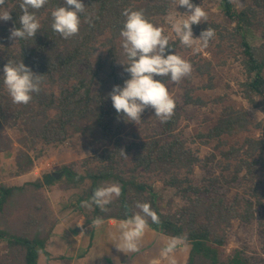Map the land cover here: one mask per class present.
<instances>
[{
    "label": "trees",
    "instance_id": "1",
    "mask_svg": "<svg viewBox=\"0 0 264 264\" xmlns=\"http://www.w3.org/2000/svg\"><path fill=\"white\" fill-rule=\"evenodd\" d=\"M191 1L196 4V0ZM218 1L223 15L234 24V32L241 39L242 65L247 76L243 83L246 99L253 106L264 104V43L254 46L247 38V31L254 25L256 12L264 11V0H252L254 7L249 6L240 11L234 0ZM20 2L21 0H5L2 6L10 7V20L13 28L17 29L20 27L19 16L22 14ZM81 2L86 11L80 16L78 35L66 40L52 30L51 11L57 6L64 7L65 4L64 0H48L41 9L30 10L40 23L36 35L29 39H19L17 51L8 49L0 56V142L6 123L21 126L23 137L26 140L32 139L33 143L38 139L48 145L63 143L78 132L95 135L96 144L105 147L100 154L96 153L100 161L97 170L88 171L82 176L68 169L66 175L72 177L69 178V184H77L74 178H78L80 182L88 180L91 185L89 191L93 194L102 184L117 182L121 185L122 194L107 206V212L93 205L92 219L87 220L88 225L96 217H101L104 221L125 219L137 211L136 202H147L159 217V223H153L149 219L148 231L161 233L165 235V239L176 236L186 238L184 245L177 248L179 252H185V264H251L242 250H236L226 261H222L219 247L226 242V230L231 221L239 220L249 224L255 218L254 208L260 201L255 200V203L251 197L241 195H236L231 203L221 195L207 198L206 188L192 182L189 174L193 172L192 165L198 159L191 154L186 141L173 134L180 118L176 104L174 114L162 123L160 135L163 136L133 141L122 150L120 136L128 120L123 113L116 112L109 96L114 86L123 87L124 81L130 79V75L124 70L127 59L123 66L120 65L118 39L125 20L122 12L125 9L143 10L146 18L155 24V18L165 14L169 4L150 3L146 0ZM86 16L91 17V26L84 22ZM178 45L179 42H169L170 54L175 53ZM9 60L15 63L22 60L34 74L44 76L41 91L39 94L33 93V99L27 105L12 103L3 84V68ZM163 82L167 86L171 83L168 78H163ZM184 98V103L189 105L203 103L189 92ZM250 125L248 112L226 108L217 124L207 134H200L198 137L214 139L233 136L248 131ZM259 126L264 130V123ZM108 142H114L113 149L106 147ZM245 144L247 149L244 153L247 158H241L238 167L245 170L246 174H251L254 167L264 164V140L247 138ZM126 151L133 152L134 170L162 172L169 176L165 182L179 192L182 203L166 209L158 203V195L154 194L149 185L136 181L133 176L120 173L118 158L122 155L121 152ZM240 152L233 149L229 156L233 158L238 154L236 156L240 157ZM21 156L24 160L19 163L18 171L25 174L34 167L35 158L25 151H21ZM55 180L53 173H46L29 185L39 190L54 185ZM26 191V187L0 185V214L5 212L6 206L18 194ZM253 192L259 194L260 199L264 198L258 187ZM91 194L88 198H91ZM88 198L82 197L83 200H89ZM262 229L264 232V223ZM151 232L144 235L139 252H135L140 260L146 250H154L161 244V240L152 237ZM118 236L119 232L116 237ZM0 239L8 243L9 257L12 254L14 257L5 261L7 264H39L41 254L49 257L47 240L38 234L33 237L17 236L0 228ZM114 243L118 244L119 240L115 239ZM1 256L0 254V264H4Z\"/></svg>",
    "mask_w": 264,
    "mask_h": 264
},
{
    "label": "rangeland",
    "instance_id": "2",
    "mask_svg": "<svg viewBox=\"0 0 264 264\" xmlns=\"http://www.w3.org/2000/svg\"><path fill=\"white\" fill-rule=\"evenodd\" d=\"M146 1L169 4L167 12L155 18L154 25L164 29V35L169 37V42H179L175 54L192 64L193 70L190 76L183 78L179 84L169 83L167 86L180 113L173 134L186 141L191 154L198 159L192 165L193 172L189 174V178L195 185L206 188L207 198L221 195L231 203L236 195H241L251 197L255 203L260 201V204H256L254 208L255 218L249 224L239 220L231 221L226 230V242L219 247L220 258L226 261L236 250H242L251 264H264L262 229L264 198L260 199L259 194L253 192L258 187L264 195V164L254 167L251 174H246L245 170H240L238 167L241 158H247L244 153L247 149L246 139L264 140V130L259 126L264 123V104L253 106L246 99L243 83L247 76L242 65L240 36L234 32V24L223 15L218 0H196L195 5L201 6L207 13V20L192 26L194 38H199L200 33L208 27L215 30V36L207 48L195 52L192 48L181 45L179 39L171 32L167 17L174 13L175 5L172 0ZM234 2L238 11L249 6L254 7L252 0H234ZM4 8L10 10V7ZM175 11L183 15L188 10L177 7ZM256 14L253 27L247 31V38L251 45L259 46L264 43V11L258 10ZM11 29H13L11 20H0V56L8 49L18 50L17 40L9 39ZM118 47L121 55L120 65L123 66L126 57L121 48V38L118 39ZM188 92L192 97L200 98L203 103L199 105L184 103V96ZM256 101L259 99L256 98ZM226 108L249 113L251 125L248 131L214 139L199 138L198 135L207 134L217 124ZM20 127H16L13 123L4 125L3 138L0 142V185L26 187L27 191L18 194L16 199L6 206L5 212L0 214V228L17 236L33 237L38 234L45 238L49 257L41 254L39 264H100L105 247L98 244L92 252L94 227L87 224V220L92 219V207L81 206L82 202L86 201L82 197L88 198L91 194L90 181L80 182L78 178H74L77 184L72 186L69 184V178L72 177L66 175V170L71 169L82 176L88 171H96V167L100 164L96 153L100 154L105 147L96 144L95 135L90 136L80 132L63 143L48 145L39 139L33 143L32 139L26 140L23 137ZM161 132L162 123L155 118L154 109L147 108L141 115V122L125 123L120 136L122 150L124 151L133 141L161 137L163 136L160 135ZM114 145V142H108L106 147L113 149ZM233 149L240 150L241 156L237 157L238 154H235V157L231 158L229 154ZM21 151L35 158L34 167L25 174L18 171L19 163L24 160ZM132 155V151H126L124 155L119 156L118 171L149 185L154 194L158 195V203L164 208L179 206L182 203L179 192L165 182L168 181L169 176L162 172L134 170ZM46 173L54 174L56 177L54 185L39 190L29 185ZM116 199L114 198L113 201ZM109 220L112 224L119 221ZM105 229L102 227L101 231ZM147 232L151 231L147 230L145 234H149ZM151 233L152 237L161 240L158 248L146 250L141 260L136 257V253H126V263L185 264L187 259L185 252H179L177 249L184 244L178 246L168 256H163L161 251L167 239L161 233ZM117 234L118 229L115 235ZM77 242L80 246L76 245ZM114 247L117 249L116 246ZM0 254L4 264H7L5 261L14 259L13 254L9 257L10 249L4 239H0ZM104 258V264H115L114 261L118 260L111 259L114 258L111 253Z\"/></svg>",
    "mask_w": 264,
    "mask_h": 264
},
{
    "label": "clouds",
    "instance_id": "3",
    "mask_svg": "<svg viewBox=\"0 0 264 264\" xmlns=\"http://www.w3.org/2000/svg\"><path fill=\"white\" fill-rule=\"evenodd\" d=\"M177 7H184L188 11L183 15L175 11L169 14L167 20L171 32L179 39L181 45L199 52L207 48L215 36V30L208 27L194 38L192 26L207 20V13L201 6L191 3V0H172ZM48 0H21L19 7L20 27L10 30L9 39L33 38L40 29V23L33 11L39 10ZM5 0H0V20L8 21L11 15L2 6ZM64 7H55L51 11V28L63 39H70L79 34L81 14L86 7L81 0H64ZM73 9V10H70ZM125 20L120 31L121 48L127 59L125 72L130 79L124 81L123 87L114 86L109 93L112 105L118 114L123 113L126 120L138 124L141 115L147 108L154 109L155 118L161 123L166 122L174 114L175 100L170 95L163 78H168L172 84H179L183 78L192 73V64L177 54H170L169 37L164 35V29L150 22L143 10L125 9L122 12ZM85 23L91 26V17H85ZM3 84L12 103L27 105L33 99V93L39 94L43 77L36 75L26 67L21 60L15 63L11 60L3 68ZM155 77H161V80ZM123 155L124 153L121 152ZM122 194L121 185L112 182L106 186L97 187L90 200L82 202V207L91 208L95 205L103 212H107L108 205L114 198ZM135 211L131 216L117 222L118 238L109 233L110 239H118L116 247L124 253H135L140 250V243L149 229V219L159 223L157 213L147 202H136ZM105 223L101 217L92 220L91 226L99 228ZM183 236L169 237L161 255L168 256L178 246L185 243Z\"/></svg>",
    "mask_w": 264,
    "mask_h": 264
},
{
    "label": "crops",
    "instance_id": "4",
    "mask_svg": "<svg viewBox=\"0 0 264 264\" xmlns=\"http://www.w3.org/2000/svg\"><path fill=\"white\" fill-rule=\"evenodd\" d=\"M102 227L106 228L105 231H101ZM116 231H117V223L112 224L110 223V220L105 221V223L99 228L94 227V232L92 235V246H91L92 252L95 251V248L98 244H102V246L105 247V250L100 258V262H99L100 264H104L105 261L104 256H109L110 253L114 256V258L111 259H116V260L118 259L117 262L114 261L115 264H121L122 261L123 264H130V263H126V253L119 251L118 249H115L114 246H116V244L114 243V240L110 239L109 237L110 232L115 234ZM76 245L80 246L78 242Z\"/></svg>",
    "mask_w": 264,
    "mask_h": 264
}]
</instances>
